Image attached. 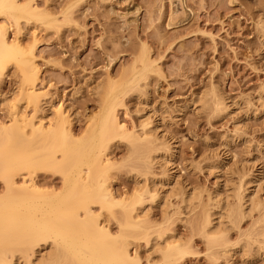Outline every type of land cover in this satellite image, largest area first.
<instances>
[{
	"label": "rangeland",
	"instance_id": "rangeland-1",
	"mask_svg": "<svg viewBox=\"0 0 264 264\" xmlns=\"http://www.w3.org/2000/svg\"><path fill=\"white\" fill-rule=\"evenodd\" d=\"M17 1L35 7L39 17L20 18L21 29L3 17L0 23L8 27L9 41L18 39L26 50L34 46L36 87L50 96L45 114L63 106L74 137H86L107 90L120 85L118 119L134 133L144 123L156 144L165 141L161 147L168 150L171 175L155 160L150 177L167 178L164 186L151 187L165 194L166 203H148L143 220L151 231L172 234L171 241L188 247L175 264H264V0ZM141 56L149 59L147 68ZM21 78L16 63L8 61L0 97L19 88ZM16 101L24 116L33 114L32 104ZM10 120L0 104V124ZM8 130L17 141L18 130ZM129 149L126 140L111 139L103 158L118 163ZM23 176L29 178L19 171L14 179L20 183ZM30 176L44 189L62 186L60 173L51 169L37 168ZM134 184L126 167L109 169L107 185L116 198L129 199ZM3 187L0 177V193ZM243 195L246 211L235 217L230 209ZM91 208L100 225L118 232L109 211L95 203ZM203 210L227 229L226 250L211 248L199 234ZM113 213L120 218V207ZM127 241L130 254L145 262L148 252L139 233Z\"/></svg>",
	"mask_w": 264,
	"mask_h": 264
},
{
	"label": "bare ground",
	"instance_id": "bare-ground-1",
	"mask_svg": "<svg viewBox=\"0 0 264 264\" xmlns=\"http://www.w3.org/2000/svg\"><path fill=\"white\" fill-rule=\"evenodd\" d=\"M35 11L30 4L22 6L17 0H0V17L12 21L17 29H21L20 18L39 17ZM7 30L6 24L0 23V76L7 62L14 61L22 78L19 88L0 97V104L11 116L10 125L0 124V177L4 182L0 193V264H175L180 261L189 253L188 247L180 241H171L172 234L151 231L143 220L148 203H166L165 194L151 188L159 182L162 187L166 177L157 180L154 175L150 177L155 160L164 165L166 176L171 175L168 150L161 147L165 141L156 144L157 139L148 133L144 123L142 131L134 133L118 119L115 103L123 91L120 85H111L107 90L103 111L87 136L75 138L70 129L69 110L58 105L52 108L50 116L44 113L43 107L50 102V96L36 87L39 69L34 46L26 50L18 39L9 41ZM140 61L144 67L149 66L147 57L141 56ZM19 97L34 107L30 117L23 115L24 108L16 101ZM219 101L217 110L222 107ZM11 127L18 130L19 141L11 138L8 130ZM114 138L124 139L130 145L128 154L118 163L103 158L108 141ZM48 141L51 143L45 145ZM114 166L126 167L127 176L135 182L129 199L116 198L107 185V173ZM37 168L60 173L61 188L38 186L30 176ZM19 171H26L29 178L23 176L18 183L14 176ZM244 197L240 196L235 209L228 206L235 217H242L246 211ZM185 198H182L184 202L188 200ZM93 203L116 219L117 233L100 225L91 208ZM115 206L121 209L120 218L113 213ZM202 215L199 234L211 248L219 246L226 250L227 229H222L224 225L220 227V221L213 224V212L203 210ZM138 233L148 252L145 262L128 251V237ZM260 235L264 243V231Z\"/></svg>",
	"mask_w": 264,
	"mask_h": 264
}]
</instances>
